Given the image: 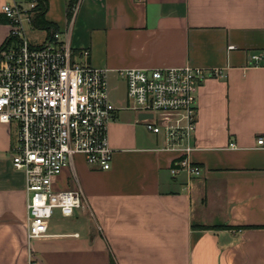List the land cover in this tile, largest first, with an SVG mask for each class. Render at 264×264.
<instances>
[{"label":"crops","instance_id":"1","mask_svg":"<svg viewBox=\"0 0 264 264\" xmlns=\"http://www.w3.org/2000/svg\"><path fill=\"white\" fill-rule=\"evenodd\" d=\"M11 1L0 0V14ZM46 2L53 33L88 50L107 78L185 66L222 76L195 90L188 160L199 176L172 175L180 154L119 110L108 126L110 170L90 172L75 156V175L78 167L94 184L77 182L81 207L56 213L49 237L31 243L25 176L11 164L17 127L0 123V264H264V0H75L69 16V0ZM41 32L32 45L52 35ZM9 35L0 24V47ZM74 186L65 169L57 188Z\"/></svg>","mask_w":264,"mask_h":264},{"label":"built area","instance_id":"2","mask_svg":"<svg viewBox=\"0 0 264 264\" xmlns=\"http://www.w3.org/2000/svg\"><path fill=\"white\" fill-rule=\"evenodd\" d=\"M34 6L23 0L2 6L10 35L0 49V123L17 127L11 164L25 176L30 243L49 237V222L56 213L70 218L81 207L75 156H82L96 171L110 170L113 151L108 126L119 110L151 117L137 119V123L160 136L164 150L180 154L170 168L172 175L199 176L200 170L188 160L196 126L195 90L206 78L222 76L217 70L207 74L189 66L123 70L119 77L126 85L127 104L118 108L110 101L107 71L90 65L88 50L73 51L57 33L40 45L28 41L23 23L31 25ZM250 59L258 61L259 57ZM256 144L264 147V137ZM65 169L71 171L75 186L59 190L58 180ZM29 264L40 263L30 258Z\"/></svg>","mask_w":264,"mask_h":264},{"label":"rangeland","instance_id":"3","mask_svg":"<svg viewBox=\"0 0 264 264\" xmlns=\"http://www.w3.org/2000/svg\"><path fill=\"white\" fill-rule=\"evenodd\" d=\"M23 30L26 34L28 41L32 44H36L43 39L44 33L41 31L33 30L30 26L25 22L23 23ZM108 89L110 101L116 106H120L124 102L126 97V85L125 82L116 76H110L108 78ZM85 167L88 171H96L85 164ZM76 171V179L79 185L81 184L83 187L85 185L92 186L94 184L93 178L91 175H86L84 170H80V168L75 167ZM100 172V171H97ZM83 175V177H82ZM86 175V176H84ZM61 177V176H60Z\"/></svg>","mask_w":264,"mask_h":264},{"label":"trees","instance_id":"4","mask_svg":"<svg viewBox=\"0 0 264 264\" xmlns=\"http://www.w3.org/2000/svg\"><path fill=\"white\" fill-rule=\"evenodd\" d=\"M23 1L28 2V3H32V2L35 3L34 8L31 10L32 15H31L30 24L32 28L35 30H39V31H46L47 36H50V34H53L54 29L52 25L49 24L47 21H45V18H44L47 12V8H48L46 0H23ZM74 5H75V0H69L68 5H67V12H68L67 15L68 16L70 15V11L74 7ZM4 23L9 24V21L8 19H6L4 15L0 14V24H4ZM8 41L9 40H7L6 43H4L0 47V49L4 47ZM221 228L228 229V227H221ZM201 229L211 230L208 227H201ZM110 264H114L112 260H110Z\"/></svg>","mask_w":264,"mask_h":264},{"label":"water","instance_id":"5","mask_svg":"<svg viewBox=\"0 0 264 264\" xmlns=\"http://www.w3.org/2000/svg\"><path fill=\"white\" fill-rule=\"evenodd\" d=\"M146 118H151V117H150V116L146 117V116H144V115H139V116H138V119H139V120H143V119H146Z\"/></svg>","mask_w":264,"mask_h":264}]
</instances>
